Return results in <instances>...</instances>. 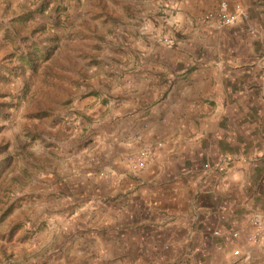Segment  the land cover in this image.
Segmentation results:
<instances>
[{
	"label": "crops",
	"instance_id": "0c3cea01",
	"mask_svg": "<svg viewBox=\"0 0 264 264\" xmlns=\"http://www.w3.org/2000/svg\"><path fill=\"white\" fill-rule=\"evenodd\" d=\"M222 1L247 16L222 31L192 23ZM167 3L186 38L126 46L114 88L87 99L98 121L59 185L88 210L105 264H264V240L248 241L264 223V0ZM144 147L151 160L132 173Z\"/></svg>",
	"mask_w": 264,
	"mask_h": 264
},
{
	"label": "rangeland",
	"instance_id": "374dc122",
	"mask_svg": "<svg viewBox=\"0 0 264 264\" xmlns=\"http://www.w3.org/2000/svg\"><path fill=\"white\" fill-rule=\"evenodd\" d=\"M167 2L0 0V264H105L90 254L88 210L59 184L98 121L87 99L114 88L126 46L186 38Z\"/></svg>",
	"mask_w": 264,
	"mask_h": 264
},
{
	"label": "built area",
	"instance_id": "2783aa9c",
	"mask_svg": "<svg viewBox=\"0 0 264 264\" xmlns=\"http://www.w3.org/2000/svg\"><path fill=\"white\" fill-rule=\"evenodd\" d=\"M242 16H247V13L244 10H241L239 14L231 13L229 4L225 1L220 2L212 10L204 14L199 19L192 21L193 24L209 26L216 31L224 30L228 25L234 23L237 18ZM156 41L162 42L165 45H171L173 43L172 39L169 37H158L154 36ZM153 150L151 147H144L136 153L130 154L127 157V163L129 169L132 173H140L144 171L152 157ZM205 167H208L206 165ZM199 182V180H197ZM216 235L218 232L215 233ZM234 238L239 237V233L233 234ZM264 240V223L262 219L255 218L253 219V232L248 236V241L252 244H260ZM234 255L237 258L243 257L242 252L238 249L235 251Z\"/></svg>",
	"mask_w": 264,
	"mask_h": 264
},
{
	"label": "trees",
	"instance_id": "16d2710c",
	"mask_svg": "<svg viewBox=\"0 0 264 264\" xmlns=\"http://www.w3.org/2000/svg\"><path fill=\"white\" fill-rule=\"evenodd\" d=\"M40 53H42V51H40ZM41 57H43L45 59H48V57L45 56V55H41ZM24 58L29 60V66H30V68L37 69V66L38 65H37V61H36L34 55L27 54L26 56H24Z\"/></svg>",
	"mask_w": 264,
	"mask_h": 264
}]
</instances>
